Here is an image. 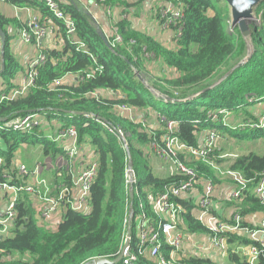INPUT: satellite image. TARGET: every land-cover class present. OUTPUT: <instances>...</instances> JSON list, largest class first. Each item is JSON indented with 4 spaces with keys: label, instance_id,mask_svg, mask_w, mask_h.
<instances>
[{
    "label": "trees",
    "instance_id": "trees-1",
    "mask_svg": "<svg viewBox=\"0 0 264 264\" xmlns=\"http://www.w3.org/2000/svg\"><path fill=\"white\" fill-rule=\"evenodd\" d=\"M95 1L107 8L118 2L128 5L127 0ZM147 1L153 2L140 0L136 4ZM183 1L186 19L182 37L174 40L175 49L165 47L154 38L134 30L129 21L122 20L117 27L126 45L112 50L100 37L97 26L80 4L59 0L67 17L76 24L75 40L84 43L85 47L80 48L76 41L67 38L66 26L62 21H53V34L61 37L63 44L41 46L47 61L39 68L37 86L24 97L0 104V118L11 121L32 113H46L50 121L60 123L62 128L75 126L80 144H92L99 161L98 176L91 189L92 210L80 213L68 209L56 228H47L37 217L32 197L21 192L17 201L15 228L0 239V264H94L97 259L114 261L125 244V221L131 213L130 248L137 252L138 218L144 213L149 218H156L152 210L153 199L167 187L179 185L183 180L178 174L166 178L156 176L145 153L153 141L162 142L166 136V124L162 123L160 116L175 121L178 137L191 147H198L201 135L208 131H216L223 137L231 135L242 141L264 138V128L231 129L228 118L225 119L222 113L223 110L236 112L238 117H243L240 125L249 121L260 124L259 119L249 116L246 107L257 106L264 100V3L257 11L263 25L253 28V48L249 50L248 42L238 27L229 31L228 7L224 0ZM7 3L19 9L39 11L49 20L45 0H10ZM0 26L6 34L5 70L0 75L1 97L17 89L16 79L24 70L13 54L11 44L15 33H21L27 23L0 11ZM131 39L136 41L132 47L133 54L126 48ZM32 44L37 46L35 39ZM144 48L154 54V60L144 59ZM246 59L248 61L245 62ZM242 62L245 63L240 66ZM148 63L159 64L160 68H164L163 72L172 70L176 73L172 78H153L155 83L152 88L159 95H155L138 76V73L147 71ZM223 68L228 70L222 71ZM150 73V77L157 74ZM69 75L76 76V82L72 85L62 83ZM102 92H112L115 99L93 96ZM118 106L139 111L152 109L162 129L154 130L153 134L148 132L144 122H133L125 113L118 114L115 111ZM110 128L115 132H111ZM116 130L125 136L128 149ZM2 137L8 145L5 171L11 168L15 153L24 143L40 141L33 134L3 133ZM43 149L45 155H52V159L59 155L66 156L63 147L49 141L44 142ZM214 155L223 156L218 150ZM211 157L209 160H212ZM181 159L197 171L200 193L205 182L201 178L212 180L216 187L222 185L211 165L193 158L181 156ZM223 159L217 162L224 163L227 172H241L250 183L240 199H226L223 210L233 209L231 217L227 218L226 214L213 207L214 214L227 221L236 214L243 218L256 213L264 214V205L254 195V188L264 173V156L249 153L232 160ZM130 162L136 180L133 196L128 192L126 180ZM64 182L70 185V176L65 175ZM12 184H16V181ZM22 184L25 182H17V185ZM179 203L185 211L179 229L188 235L207 234L206 228L195 217L197 200L190 196L179 200ZM243 227L256 228L248 222H244ZM226 239L229 262L250 264L236 251L255 242L242 233L227 234ZM262 250L258 264H264ZM170 251L171 248L164 244L163 253L170 256ZM16 255L20 258L17 259ZM27 255L32 260H25L24 256ZM184 262L214 264L211 259L197 256L189 257ZM136 264L155 263L148 256H141Z\"/></svg>",
    "mask_w": 264,
    "mask_h": 264
},
{
    "label": "built area",
    "instance_id": "built-area-1",
    "mask_svg": "<svg viewBox=\"0 0 264 264\" xmlns=\"http://www.w3.org/2000/svg\"><path fill=\"white\" fill-rule=\"evenodd\" d=\"M10 0H0V3H7ZM140 1V0H134ZM50 14V18L54 21H62L67 30V38L73 39L79 44L80 48H84V43L75 40L77 27L72 19H69L66 12L62 9L59 0H45ZM159 5L155 11V17L162 32H169L173 40L180 39L183 35L185 24V4L183 0H157ZM107 15L111 19L113 27V35L110 40V48H118L126 45L123 35L117 28V21L114 19L112 8L107 9ZM124 19H128L124 16ZM54 27L49 22L43 21L37 15H31L27 27H25L20 37L26 44H32L35 39L39 53L25 67V75L21 79L16 90L9 95H1L0 104L6 101H14L24 97L31 89L37 86L39 78V68L43 66L47 57L41 52V46L47 44L54 35ZM136 41L131 39L128 46V51L133 54V46ZM2 52V43L0 39V60ZM143 57L146 60H154L153 53L143 49ZM1 70V61H0ZM95 95V94H94ZM93 95V96H94ZM98 98L99 96H94ZM121 111L128 113L131 121L138 122L134 117V110L128 106H121ZM225 119L228 118L227 110H223ZM161 117L162 123L166 124V136L162 142L153 141L149 146L150 150L157 158L167 164H172L177 170L176 174L183 177L179 185L167 187L164 192L159 193L153 199L152 210L156 218H149L147 214H143L138 218L136 231L138 237V250L134 252L130 245L125 252L123 264H136L140 257L148 256L155 264H181L176 255L181 253L184 243L187 239H193L191 235L185 234L179 229L182 214L185 212L184 207L179 203V200L188 199L194 190H197L199 178L197 171L181 159L193 158L209 162V159L217 150V145L220 142L221 135L216 131H208L204 140L198 147H191L185 144L178 137L177 123ZM48 120L46 113H32L23 118H17L6 123H0V202L5 194H13V198L4 209L0 208V239L9 235L15 228L17 212V201L19 194L25 192L34 200V207L37 212V217L40 222L47 228H54L57 223L54 217L59 213H65L71 209L74 212L87 213L91 206V189L98 176L99 161L97 154L88 163H81L80 167H75L73 163L82 152L79 141V133L75 126L62 128L58 134L46 137L47 140L58 143H64L66 147L67 159L66 163L70 171L71 184L67 185L64 181L61 184H50L41 176L45 164H37L34 169H30L25 164H21L15 174L6 173V154L8 152L7 144L5 143L3 133H21L24 135L34 134L40 131L44 123ZM253 129L264 128V117L260 119V124L246 123L232 127L231 129ZM111 132H115L110 128ZM117 135L125 138L120 130H116ZM120 133V134H119ZM2 138V139H1ZM121 139V138H120ZM126 139V138H125ZM222 156L221 158H228ZM236 157V156H235ZM233 157V158H235ZM229 177L232 179L235 187L229 196V199H240L248 188L250 181L238 171H228ZM127 189L130 194H133V185L135 183V173L129 167L126 170ZM16 181V184L12 182ZM25 182V184L17 185V182ZM216 191V185L212 180L203 183V192L197 201L198 210L195 214L198 222L207 230L210 247L212 249L223 250L226 246L227 234L242 233L255 242L250 247H240L236 252L242 258H247L250 264H258L260 254H263L264 249V219L256 228L243 227L244 218L236 214L231 219L223 220L213 212V198ZM254 195L264 205V173L254 188ZM133 221V213L125 221L126 227L128 223ZM131 242V240H130ZM164 244L171 248L170 256L163 253ZM196 247L204 249L198 243H194Z\"/></svg>",
    "mask_w": 264,
    "mask_h": 264
},
{
    "label": "crops",
    "instance_id": "crops-1",
    "mask_svg": "<svg viewBox=\"0 0 264 264\" xmlns=\"http://www.w3.org/2000/svg\"><path fill=\"white\" fill-rule=\"evenodd\" d=\"M60 1H62L64 3L65 2H72V3L76 2V3H78V5L80 4L81 7H83L87 11L88 15L90 16L93 23L97 26L98 30L100 29L101 31H103L108 39L110 37H112V35H113L112 29L114 26L111 24L112 23L111 19L107 15V9L112 8L113 13H114L113 16H114V19L117 21V23L122 21V20H127L131 23V26L134 30L139 31L142 34H145V35H148V36L154 38L156 41L160 42L161 44H163L167 48H170V49L176 48V44H175L171 34L169 32H166V33L162 32V30L159 27L158 22L156 20L155 11L159 5V2H156L154 4V2L147 1V2H144L142 4L137 5L136 3L131 4V2H129V0H127L128 5L116 3L114 6H112V7L108 6V8H107L106 6L104 7L102 5L101 6L98 5L95 0H60ZM134 2H137V1H134ZM0 11L3 12L4 14L8 15V16L18 17L20 20H22L23 22H26V23H28V20H29L31 15H37V16L41 17L42 20H45L46 22L50 21L49 24L52 25V27H55L52 24V22L54 20H52V18H50V16L48 17L49 20L47 21L46 20L47 18L44 15H42L41 12L35 11L33 9H30V8L19 9V8L14 7L10 3H0ZM124 16H126L128 19H124ZM19 33H15L16 37L12 41V44H11L13 54L18 58V60L21 63V66L24 69L23 71H21V73H19V75L16 79L17 85H19L21 79L25 75L24 74L25 73V67L27 66V64L30 62V60H32L39 53V51H38L39 48L33 44H26L21 39ZM62 44H63V41H62L61 37L57 38L55 35H51L49 42L47 44L44 43V47H55L57 45H62ZM0 61L2 64V58ZM160 67L161 66L159 64L155 66V64H153V63H148L146 74L149 75V74H151L150 72H153L155 69L158 70V68H160ZM149 76H151V75H149ZM67 77L64 80H67ZM69 77L73 78L74 75L69 76ZM0 80L2 83L1 78H0ZM1 89H2V87L0 88V90ZM258 106H260V105H258ZM147 114H148L147 120L152 122V124H153V126H150L151 130H157L159 128L158 127L159 121H158V119H156L154 111L149 108ZM238 118H239V120L243 119L242 117H238ZM228 122H229V120H228ZM237 123L240 124L241 122L237 121ZM156 124H158V126H156ZM59 126H61V128H62V125L59 124L58 122L50 121L48 119L44 123V125L40 129V131H38L36 133V135L33 134V136L38 137V138H41V137L46 138V137H49L50 135L56 136L58 134V132L60 131ZM55 128L57 129L56 132L53 130ZM205 134H204V136L201 137L200 143L204 140ZM223 138H225V136ZM49 142H51V141H49ZM33 144H35V143H33ZM54 144H56L60 148L63 147V145H64V143H62L61 141L58 143H54ZM6 147L8 149V145ZM81 148H82V152H81L80 156H78V158L73 163V165L75 167H80L82 162L88 163L90 160H92V158L95 157L94 156L95 155V148L92 146V144H90V143L81 144ZM64 149H65V151L67 150L66 147ZM17 152L15 153V155L13 157L11 168L8 171H6V173L15 174L17 172L18 167L21 164H25L30 169H34V167L36 166L37 163L35 164V166L34 165L29 166L27 164L28 159L23 160V159L17 158ZM146 152H147L146 155H148V157L151 161V165H152L153 171H154L156 176L161 177V178H166V177L172 175L171 174L172 171H175V173H173V174H176L177 170L175 168H173V167L171 168V166H169L167 163H165L162 160H160L159 158H157L150 150L147 149L145 151V153ZM222 155H223V157L227 156V154H225V153H222ZM47 157L48 158H45V160L43 161L44 163H42V164H45L46 167L43 168V172L41 173V176L43 178H45L50 184H54V186H56V184H61L64 181L65 175L66 176L70 175L69 168L66 165V163H68V161H69L67 159V153H66V156H65V154L59 155V156L55 157L54 159H52V156H50V155ZM229 158L230 157L224 158V159L225 160H232L233 159V158L232 159H229ZM38 164H41V163H38ZM59 170H62L63 172L60 173ZM64 170H65V172H64ZM50 174L52 175V178L47 177ZM169 174H171V175H169ZM234 187H235L234 184H231V185H228L227 187H225L224 191L222 193L223 196L219 195L217 193L218 187H216L215 195L213 198L214 208H216L220 213L223 212L224 214H226L227 218L231 217V215L233 214V209H227V211H226V208H225V210H223L225 204L218 202L217 199H220L219 198L220 196H222L225 199H229V196L232 193V191L234 190ZM190 196L194 197L198 201L200 196H201V193H200L199 189L197 188V190H194ZM12 198H13V194H11V193L5 194V196L3 197V199L0 202V208L4 209ZM64 215H65V213L61 212L53 218L54 221L57 223V225L54 228H56L61 223ZM263 219H264L263 213L262 214L256 213V214H252V215L247 216V218H244V221L248 222L249 224H252L254 227H258ZM191 236L193 237V239H191V238H190V240L187 239L183 245L182 250H181L182 254H190V256H186L187 258L196 257V256L208 258V259H211L214 264H218V263H221L224 261L223 259L226 255L224 256V254H221V253H222V251H224L226 249V246L229 249L228 245H226L223 250L212 249L210 247L208 234L191 235ZM194 243L200 244V246L204 247V249L202 250V248L196 247L194 245ZM15 257L17 259L20 258L19 255H16ZM24 258H25V260H28V261L32 260V257L29 255L24 256ZM227 261H228V264H231L229 262V259H227Z\"/></svg>",
    "mask_w": 264,
    "mask_h": 264
},
{
    "label": "rangeland",
    "instance_id": "rangeland-1",
    "mask_svg": "<svg viewBox=\"0 0 264 264\" xmlns=\"http://www.w3.org/2000/svg\"><path fill=\"white\" fill-rule=\"evenodd\" d=\"M152 1L154 2V4L157 2L156 0H152ZM129 2H131V4L136 3V2H134V0H129ZM118 3L121 4L120 2H118ZM222 4L224 5V3H222ZM229 22H230V19H229ZM262 23H263V21L257 15V20L250 23L251 31H253L254 27H261L263 25ZM226 26H227V24L224 25V27H226ZM233 30H234V27H232L230 24L229 31H233ZM246 40L248 42L249 50H251L253 48L252 47V38L250 37V38H247ZM163 69L164 68L162 67V68H159L158 70H154L153 72L157 73L154 77L153 76L150 77L149 75H147L146 71L142 74L138 73L141 76L142 80L144 81L145 85L148 86L150 89H152V91L155 93V95H159V93H158V91H156L155 89L152 88V85H154V83H155V80L153 78H164V77L172 78L176 74L172 70H166L165 72H163ZM226 69L228 70V68H223L222 71H226ZM223 74H221V75H223ZM69 76H72V75H69ZM69 76L67 77V80L63 79L65 82L63 80L61 82L64 84H70V85H72L74 82H76V80H77L76 76H74L73 78L69 77ZM0 88H1V80H0ZM94 96H99V98L103 97V98L115 99V95L112 92L97 93ZM258 105H260L261 107ZM120 107L121 106L115 107V111L118 114L122 115V113H125V112L121 111ZM246 109L248 112H250L249 116H254L255 119L260 120L262 117H264V110H263L264 109V100L260 101L257 104V106H247ZM133 110H134V117L137 118L138 122H144V127L146 128V130L148 132H152V134H153L154 130H151V128H150V126H153V124H152V122L148 121L147 120L148 117H146L148 109H145L142 111L135 110V109H133ZM227 113H228L229 123L231 124V126L233 128L236 127L237 125H240L239 123H237V121L241 122L242 120L241 119L239 120L236 112L227 111ZM125 114L128 115V117H129L128 113H125ZM254 122H256V121H254ZM156 126H158V124H156ZM59 127L61 130L62 129L61 126H59ZM158 127L162 129L160 123H159ZM53 130L55 132L57 131L56 128ZM204 134H202L201 137L204 136ZM205 136H206V134H205ZM221 137H222L220 139L221 141L217 145V150L220 154H222V153L227 154L230 157L229 159H232L233 157L238 156V155L240 156V155L249 154V153H255L257 155L264 156V138L242 141V140H238V139L234 138L231 135H225V138H223V136H221ZM46 141H48V140L45 137H41L40 141L38 143H35V144L24 143L17 152V158L23 159V160L28 159L27 164L29 166L30 165L35 166L36 163L37 164L38 163H44L43 161L45 160V158H48L47 155L44 154V149H43V144ZM50 156H52V155H50ZM211 158H212V160H209V162H205V163L211 165L213 167V169L217 172V178H218L220 184H222V185L218 186L217 193L219 195H222L224 188L227 187L228 185L233 184V181L229 177L228 172L225 169L226 165L224 163L217 162V160L220 159V156L213 155ZM223 160L226 161L225 159H223ZM168 165L171 166V168L172 167L175 168L172 164H168ZM173 173H175V171H172L171 174H173ZM171 174H169V175H171ZM47 177L52 178V175L50 174ZM201 180L207 181L205 178L204 179L201 178ZM222 196H220L219 197L220 199H217V201L221 202L222 204H225L226 199L223 198ZM91 210H92V207L89 206V209L87 212H90ZM260 214H262V213H260ZM51 229H54V228L51 227ZM227 250H228V247L226 246V249L224 251H222V253H221V254H224V256L226 255L223 259L224 261L221 263H218V264H228ZM186 256H190V254L179 253L176 255V258L181 264H185L184 260L187 259Z\"/></svg>",
    "mask_w": 264,
    "mask_h": 264
},
{
    "label": "water",
    "instance_id": "water-1",
    "mask_svg": "<svg viewBox=\"0 0 264 264\" xmlns=\"http://www.w3.org/2000/svg\"><path fill=\"white\" fill-rule=\"evenodd\" d=\"M224 1L228 7V14H229L231 26L234 28L238 27L244 39L252 37L250 23L257 20V11L259 7L262 5V3H264V0H224ZM98 33L105 42V44L110 48V42L107 36L105 35V33L100 29L98 30ZM0 39L2 43V52H1L2 64L0 70V75H1L5 70L4 56H5V46H6V34L1 28V26H0ZM248 59H246L245 62L248 61ZM245 62L240 63V66L243 65ZM138 76L142 80L141 76L140 75ZM165 99L169 100V98H165ZM6 122H7L6 119L0 118V123H6ZM120 138L123 144L128 149L127 140L121 135ZM129 168L132 169L131 162L129 163ZM131 196H133V194H131ZM131 236H132V223L129 222L127 226L126 241L123 246L122 252L118 256V258L115 259L114 261L108 259H97L94 261V264H118L122 262L125 256V252L130 245Z\"/></svg>",
    "mask_w": 264,
    "mask_h": 264
}]
</instances>
